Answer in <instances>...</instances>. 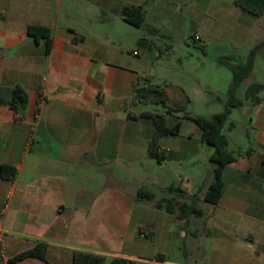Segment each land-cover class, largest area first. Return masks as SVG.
I'll return each mask as SVG.
<instances>
[{
	"label": "crops",
	"instance_id": "0c3cea01",
	"mask_svg": "<svg viewBox=\"0 0 264 264\" xmlns=\"http://www.w3.org/2000/svg\"><path fill=\"white\" fill-rule=\"evenodd\" d=\"M195 1L0 0V86L20 84L29 95L21 120L0 105V165L18 170L14 181L0 180L1 264L37 242L48 244L46 260L19 264H73L77 250L106 261L110 255V262L148 261L158 241L163 254L185 253L188 237L203 264H264V91L259 104L241 107L252 125L244 129L245 141L229 149L240 155L223 173L225 190L217 205L203 201L213 171L206 186L195 177L182 179L187 196L199 193L203 211L188 225L152 201L137 200L140 186L155 187L160 197L161 190L178 184L154 183L149 174L155 129L151 120L134 118L146 109L133 103L135 86L149 78L137 57L149 50L135 31L157 28L167 38L179 25L166 12L169 2L191 10ZM127 5L145 10L142 28L122 19ZM30 26L52 30L49 53L44 39L28 35ZM129 33L135 37L127 40ZM257 59L248 85L264 83L255 72ZM160 145L166 157H179L181 150L168 137Z\"/></svg>",
	"mask_w": 264,
	"mask_h": 264
},
{
	"label": "rangeland",
	"instance_id": "374dc122",
	"mask_svg": "<svg viewBox=\"0 0 264 264\" xmlns=\"http://www.w3.org/2000/svg\"><path fill=\"white\" fill-rule=\"evenodd\" d=\"M194 3V9L188 10L177 2H169L166 12L171 13L179 25L173 28L167 38L144 34L143 30L135 31L137 41L149 50L147 55L141 51L137 57L138 66L145 69V77L162 87L169 106L181 110L175 115L182 117L180 135L168 137L171 144L181 150L179 157L175 158L172 152L162 163L155 160L154 170L152 174L149 173L154 183L168 182L169 185L176 181L178 185H182V179L195 177L196 184L200 187L208 185L213 171L210 156L214 153V148L199 139V127L193 121L184 119V116L209 118L222 112L233 81L231 70L222 60L231 63L246 61L251 49L257 45V39L261 36L264 38V15L257 17L247 13L235 5V0H199ZM134 34H125L126 39L135 37ZM147 38L151 41L146 40ZM168 46L173 47L170 52H167ZM159 51L163 52L162 56ZM255 72L263 81L262 57L257 59ZM247 85L245 82L240 88L239 97L242 99H245ZM138 106L152 112L165 110L158 105ZM166 116L170 124L177 121L174 116ZM251 121L252 117L247 116L246 109L233 110L223 129L231 142L229 149L232 150L235 144L245 141L243 132L252 125ZM231 124L234 125L232 129ZM150 188L157 191L155 187ZM176 232H182L178 225ZM190 241L188 237V249L185 253L172 249L166 250V254L159 250L164 244L158 241L148 253V261H131L134 264H203V258L200 254H195ZM160 255H165L164 260L159 258ZM106 259L109 264L112 258L108 255Z\"/></svg>",
	"mask_w": 264,
	"mask_h": 264
},
{
	"label": "trees",
	"instance_id": "16d2710c",
	"mask_svg": "<svg viewBox=\"0 0 264 264\" xmlns=\"http://www.w3.org/2000/svg\"><path fill=\"white\" fill-rule=\"evenodd\" d=\"M235 5L247 13L261 17L264 15V0H235ZM122 19L128 24L142 28L146 21V12L142 6L127 5L121 12ZM28 35L36 40L44 39L46 43V52L49 53L52 47V30L45 27L30 26ZM149 35H160L166 37L157 28H150ZM264 50V39L255 45L248 54L246 61L231 63L228 60L222 62L231 70L233 81L228 90L227 101L224 110L207 118L203 116L185 115L184 119L193 121L200 129L201 141L214 148V153L210 156V162L213 165V180L203 192V201L208 204L217 205L224 193L225 183L223 173L226 167L237 160L240 153L229 150V138L223 133V129L234 109L241 108L246 102L253 106L261 102L260 94L264 91V83L254 82L247 86L245 99L239 97L241 86L251 76L254 71L255 62L258 54ZM29 103V95L26 89L18 84L13 87L0 86V105L9 108L17 118L23 119ZM135 105H158L163 107L164 112L144 111L134 118H146L151 120L155 133L148 144V155L162 163L165 156L161 151L160 141L165 137H177L181 132L182 117L175 114L181 110L169 106L168 98L158 84L153 83L149 78H142L135 86L133 97ZM171 115L177 118L173 124L168 122L167 116ZM129 117H132L129 114ZM234 127L231 124L230 129ZM18 177V170L10 164L0 165V180L14 181ZM162 196L148 186H140L137 190V200L152 201L154 207L164 210L170 215H174L179 221L188 225L192 217H198L203 211L198 207L199 193L193 196H187L186 191L180 185H171L161 190ZM48 244L46 242H37L36 245L24 252H21L9 259L10 264H19L28 258H37L46 260ZM163 259V256H159ZM73 264H107L105 257L89 251L77 250L74 252ZM109 264H134L133 261L125 258H115Z\"/></svg>",
	"mask_w": 264,
	"mask_h": 264
},
{
	"label": "built area",
	"instance_id": "2783aa9c",
	"mask_svg": "<svg viewBox=\"0 0 264 264\" xmlns=\"http://www.w3.org/2000/svg\"><path fill=\"white\" fill-rule=\"evenodd\" d=\"M196 38L198 39V37H196ZM134 55H137V52H134ZM42 104H43V100L40 101V105H42ZM141 236L144 237V238H146V237L149 236V232L144 231V232H142ZM0 237H2L1 234H0ZM6 264H10V263H9V260L6 261Z\"/></svg>",
	"mask_w": 264,
	"mask_h": 264
}]
</instances>
